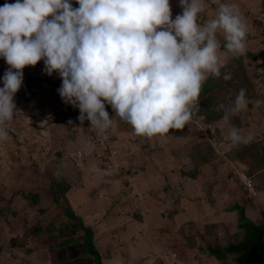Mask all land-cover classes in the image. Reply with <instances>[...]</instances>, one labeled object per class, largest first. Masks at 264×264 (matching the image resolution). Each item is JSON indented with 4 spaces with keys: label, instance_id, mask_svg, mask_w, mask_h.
<instances>
[{
    "label": "rangeland",
    "instance_id": "1",
    "mask_svg": "<svg viewBox=\"0 0 264 264\" xmlns=\"http://www.w3.org/2000/svg\"><path fill=\"white\" fill-rule=\"evenodd\" d=\"M15 2L0 0V6ZM70 2L79 7L77 0ZM204 3L201 25L215 18L219 3L239 6L248 26L246 52L228 53L217 34L221 75H209L198 111L183 130L137 136L106 103L115 120L98 134L90 121L81 124L78 107L62 100L57 91L62 79L56 72L47 75L43 60L23 69L8 139L0 141V264L8 256L6 247L23 245L36 228L47 225L43 216L48 213L49 231L58 237L61 230L71 231L76 246L85 238L78 227L82 222L96 228L93 242L105 264H127L128 258L130 264L233 263L227 255L209 259L208 253L240 236L232 207L245 206L252 216L264 208L257 201L264 196V103L256 106L264 101V0ZM170 4L174 20L182 8L179 0ZM8 68L0 57V88ZM225 74L231 79L224 80ZM241 89L248 108L225 122L218 105H230ZM230 126L255 139L232 146ZM245 178L254 180L253 193L245 188Z\"/></svg>",
    "mask_w": 264,
    "mask_h": 264
},
{
    "label": "clouds",
    "instance_id": "2",
    "mask_svg": "<svg viewBox=\"0 0 264 264\" xmlns=\"http://www.w3.org/2000/svg\"><path fill=\"white\" fill-rule=\"evenodd\" d=\"M179 2L182 14L174 20L170 0H77V8L70 0H16L0 6V57L9 65L0 88V141L8 139L23 69L41 60L47 75L61 77L62 100L78 107L81 124L90 121L98 134L117 117L147 138L183 130L198 111L209 75H221L217 34L228 53L241 56L248 26L236 4L219 3L215 18L201 25L204 0ZM218 108L225 122L246 111V90ZM227 139L240 146L255 137L230 126Z\"/></svg>",
    "mask_w": 264,
    "mask_h": 264
},
{
    "label": "crops",
    "instance_id": "3",
    "mask_svg": "<svg viewBox=\"0 0 264 264\" xmlns=\"http://www.w3.org/2000/svg\"><path fill=\"white\" fill-rule=\"evenodd\" d=\"M261 197V196H259ZM261 201L260 203L264 205V196L260 199L258 198L257 201ZM256 201V200H255ZM255 203V202H254ZM257 203V202H256ZM243 208L245 206H242ZM264 207V206H263ZM245 209V216L249 220V222L256 224V225H261L264 222V218L262 217V214L264 213V208L261 209L260 213L258 216H252L250 213L249 208H244ZM263 211V212H262ZM233 214L236 216V224L235 228L238 232H240V236H237V239L234 241H230L227 246L230 244L233 245H239L241 241L243 240L244 233L241 229L238 228V223L239 222V216L237 211H231ZM237 212V213H236ZM228 213V212H226ZM75 215V214H73ZM73 215L71 217H73ZM255 215V214H254ZM44 220L49 221L47 225H41L39 228H36V237L31 236L29 239L24 240L25 242L23 245H20V243H15L12 248L6 247V251H4V254L8 256H4L3 264H95V258L92 254L88 253L83 245H84V238L82 241H80V245H74L75 241L70 240L71 237H74V234L70 231L66 230H61L59 232V237H58V232H53L52 228L49 231V226L53 223L52 222V216H49V213L43 216ZM67 219V217H66ZM69 219V218H68ZM73 220V219H72ZM70 221V220H69ZM72 223V222H71ZM85 226L91 227L90 224H87L85 222H82ZM81 230V225L78 226ZM70 229V228H69ZM96 228H92L93 232ZM77 234H80L79 230L74 231ZM82 234L84 235L83 229L81 230ZM72 233V236H69V234ZM65 236V237H63ZM55 240H57L55 242ZM95 240V239H93ZM62 241V242H60ZM64 241V242H63ZM72 241V242H71ZM10 245V244H9ZM73 245V246H72ZM23 246L29 247L28 251L23 249ZM95 246V243H94ZM226 246V247H227ZM78 247V248H77ZM211 247V246H210ZM80 248V250H79ZM209 248V247H208ZM220 249V247H218ZM10 249V251H9ZM77 249V250H76ZM95 249L98 251L101 259V264L104 263L103 259V252L97 247V243L95 246ZM240 251V248L238 249ZM238 251V252H239ZM72 253V254H71ZM210 253H208L209 255ZM228 257H231L232 264H240V262L237 260L238 254H229L227 255ZM214 255H210L209 259H214ZM2 258V259H3ZM90 260V262H86ZM133 259H129L126 261L127 264L132 263ZM171 260H168V263ZM116 261L115 263H117ZM124 263L122 260L120 261ZM210 262H212L210 260Z\"/></svg>",
    "mask_w": 264,
    "mask_h": 264
},
{
    "label": "trees",
    "instance_id": "4",
    "mask_svg": "<svg viewBox=\"0 0 264 264\" xmlns=\"http://www.w3.org/2000/svg\"><path fill=\"white\" fill-rule=\"evenodd\" d=\"M232 211H237L239 216V221H244L246 223V226H243L239 223L238 228L241 229L244 233L243 240L239 245H233L230 244L224 249L219 248H210L209 253L217 256L218 258H221L224 255L229 254H238L237 260L240 262V264H245V260L248 256L249 251L254 246H260L264 245V222L261 225H256L246 218L245 216V209L240 206L236 205L231 208ZM264 218V214H263ZM81 228L84 231V249L92 254L96 259H99L98 264H101V259L98 251L94 248V232L92 228L85 226L83 223H81ZM240 248V251L238 250ZM239 251V252H238Z\"/></svg>",
    "mask_w": 264,
    "mask_h": 264
},
{
    "label": "water",
    "instance_id": "5",
    "mask_svg": "<svg viewBox=\"0 0 264 264\" xmlns=\"http://www.w3.org/2000/svg\"><path fill=\"white\" fill-rule=\"evenodd\" d=\"M245 264H264V245L252 247L245 260Z\"/></svg>",
    "mask_w": 264,
    "mask_h": 264
},
{
    "label": "built area",
    "instance_id": "6",
    "mask_svg": "<svg viewBox=\"0 0 264 264\" xmlns=\"http://www.w3.org/2000/svg\"><path fill=\"white\" fill-rule=\"evenodd\" d=\"M254 185V180L252 178H245L244 186L249 192L253 193L255 191Z\"/></svg>",
    "mask_w": 264,
    "mask_h": 264
}]
</instances>
